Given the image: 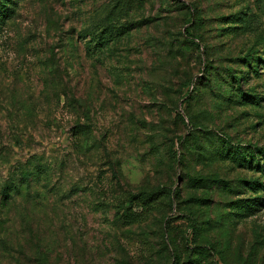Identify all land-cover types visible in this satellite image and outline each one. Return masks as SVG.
Wrapping results in <instances>:
<instances>
[{
	"label": "rangeland",
	"instance_id": "1",
	"mask_svg": "<svg viewBox=\"0 0 264 264\" xmlns=\"http://www.w3.org/2000/svg\"><path fill=\"white\" fill-rule=\"evenodd\" d=\"M1 3L0 264H264V0Z\"/></svg>",
	"mask_w": 264,
	"mask_h": 264
},
{
	"label": "trees",
	"instance_id": "2",
	"mask_svg": "<svg viewBox=\"0 0 264 264\" xmlns=\"http://www.w3.org/2000/svg\"><path fill=\"white\" fill-rule=\"evenodd\" d=\"M12 2V0H2V14L3 12L7 11L9 12V10H11V7L9 6V4ZM5 10V11H4ZM6 13V12H5ZM132 27V23L130 24H119V25H115L114 26V33L112 32V30L110 29H106L105 31H103L100 35V43L101 45H105L108 44L109 41H111L112 39H118L121 36H123L124 34H126ZM89 36H91V39L89 40V43H92V41H96V37H97V32H86L84 34L85 38H88ZM97 44V43H95ZM95 47V46H93ZM89 48H91V46H89ZM41 169L42 168H38V175L41 173ZM36 170L32 171H28V172H21L20 178H13L10 182L6 183L3 188H2V193L6 198H11L12 197V193L16 192L18 193L21 190V187L23 185H29L32 182L33 177H37L36 176ZM158 194L155 191H146V192H142L140 194V196H142V198H144L145 200H151V198L156 197ZM134 198L136 196H133ZM133 198V199H134ZM8 199L6 202H8ZM133 202V200H132ZM236 207H238V209L240 210H244V213L249 212L250 210H255L258 211L259 209H261V207H264V198L263 196H255L254 198H251L249 200L246 199H240V201L237 202ZM129 209V208H128ZM254 212V211H253Z\"/></svg>",
	"mask_w": 264,
	"mask_h": 264
}]
</instances>
